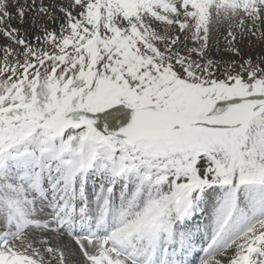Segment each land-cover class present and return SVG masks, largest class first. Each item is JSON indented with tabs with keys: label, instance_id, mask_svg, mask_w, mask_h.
Listing matches in <instances>:
<instances>
[{
	"label": "snow or ice",
	"instance_id": "obj_1",
	"mask_svg": "<svg viewBox=\"0 0 264 264\" xmlns=\"http://www.w3.org/2000/svg\"><path fill=\"white\" fill-rule=\"evenodd\" d=\"M237 36L264 43V0H0V264H264Z\"/></svg>",
	"mask_w": 264,
	"mask_h": 264
},
{
	"label": "rangeland",
	"instance_id": "obj_2",
	"mask_svg": "<svg viewBox=\"0 0 264 264\" xmlns=\"http://www.w3.org/2000/svg\"><path fill=\"white\" fill-rule=\"evenodd\" d=\"M31 19V15L26 16L24 25H20L19 22H16L17 27H23L27 29L29 27V21ZM2 40V38H0ZM237 46L240 47L244 52L252 51L254 54L259 53L262 49H264V43L255 41L251 38H240L237 36ZM212 52L211 55L215 59H224L228 60L231 58V54L225 51L226 41L224 40V30L221 31L220 34L213 33V39L211 41ZM251 45V48L249 47Z\"/></svg>",
	"mask_w": 264,
	"mask_h": 264
}]
</instances>
